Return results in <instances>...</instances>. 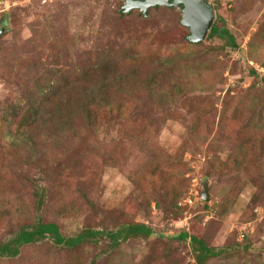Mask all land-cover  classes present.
Returning a JSON list of instances; mask_svg holds the SVG:
<instances>
[{
    "label": "rangeland",
    "instance_id": "374dc122",
    "mask_svg": "<svg viewBox=\"0 0 264 264\" xmlns=\"http://www.w3.org/2000/svg\"><path fill=\"white\" fill-rule=\"evenodd\" d=\"M209 3L237 47L190 44L176 6L0 0V243L52 231L0 264H200L184 232L220 253L204 264H264V0ZM47 69L68 84L74 140L24 112ZM97 94L113 107L89 128L74 98ZM131 223L154 232L115 244Z\"/></svg>",
    "mask_w": 264,
    "mask_h": 264
},
{
    "label": "trees",
    "instance_id": "16d2710c",
    "mask_svg": "<svg viewBox=\"0 0 264 264\" xmlns=\"http://www.w3.org/2000/svg\"><path fill=\"white\" fill-rule=\"evenodd\" d=\"M165 7H175V6H165ZM121 14H123V11H120ZM127 14V13H126ZM144 14V13H143ZM147 16V14H144ZM185 26V25H184ZM187 27V26H185ZM189 29V27H187ZM190 30V29H189ZM208 38H220L223 39L225 44L230 47H237L235 36L225 27V26H218L217 24L212 25L210 32L208 33ZM189 43L192 45H200V43H193L189 37L187 38ZM68 84H66L62 79V73L60 71H55L52 69H47V72L42 76V78H39L37 81H34V94L36 95L35 99H32L29 104L22 105L25 110V114L27 118H29L31 121H33L34 125L38 124H47L51 123L54 120H58L61 122H65V125H68V128L70 131L67 133V138L75 139L78 136V132L76 131L75 125L73 122H70L74 115V111L71 109L70 99L71 97L68 96L67 93ZM151 93H153L152 90H150ZM60 97V102H57L54 104L52 99ZM79 96L77 95L74 100L77 99L79 105L77 106L80 108V114L82 116V119H84L89 126V128H96L97 126V120H96V112L98 110L107 109L111 110L113 107V104L108 101H106V97L102 94H97L93 97V102L90 103H84L80 104L79 102ZM108 98V97H107ZM5 107H9L8 105H5ZM10 112L11 109L8 108ZM71 109V111H70ZM72 112V113H71ZM60 118V119H56ZM85 132L80 131V135H83ZM64 142H68L67 140H64ZM28 145L30 150H36V144L32 141V139H28L27 143H23V145ZM11 145L17 147V143L13 142ZM25 145V146H26ZM71 146H73L71 143H69L64 149L67 151ZM44 186V185H42ZM45 190V186L41 190ZM41 192H37L38 197H42L45 192H42L41 195H39ZM87 202V200H86ZM41 225L46 226L45 224H52L54 227V231H57V234H59V229L56 224L54 223H38ZM37 227V226H34ZM53 231V232H54ZM52 232V231H51ZM51 232H42L43 237H39V234L36 233L33 234V232L26 231V229L21 230L17 236L9 241L1 242L0 243V256H8V257H17L20 252V246L25 244H30L37 242L45 237V235H51ZM153 229L149 227L148 225L144 223H131L127 225L121 226L118 230H111L108 231L109 237L115 244H117L120 241L127 240L131 236H145L149 237L153 234ZM86 233V232H85ZM99 234H101L100 231L90 230L87 232L86 235L88 237H96ZM60 235V234H59ZM82 236L80 238H77L78 236ZM77 237L74 238H65L62 237L59 243L65 244L68 246H75L78 243H80L83 238L85 237V234H80ZM33 237V238H31ZM181 239H190V241L196 245L195 251H197V257L200 264H204L207 259L210 257H214L219 255V252H216L214 249L209 248L201 239H198L197 237L190 236L188 233L184 232L180 234ZM74 240V241H71ZM58 243V242H57Z\"/></svg>",
    "mask_w": 264,
    "mask_h": 264
},
{
    "label": "water",
    "instance_id": "95a60500",
    "mask_svg": "<svg viewBox=\"0 0 264 264\" xmlns=\"http://www.w3.org/2000/svg\"><path fill=\"white\" fill-rule=\"evenodd\" d=\"M124 11L139 9L147 14L151 7L176 6L182 10L181 22L189 27V39L193 43L203 42L215 20V11L209 0H125ZM208 183H203L201 197L203 201H209Z\"/></svg>",
    "mask_w": 264,
    "mask_h": 264
},
{
    "label": "built area",
    "instance_id": "2783aa9c",
    "mask_svg": "<svg viewBox=\"0 0 264 264\" xmlns=\"http://www.w3.org/2000/svg\"><path fill=\"white\" fill-rule=\"evenodd\" d=\"M189 203H191V200H187Z\"/></svg>",
    "mask_w": 264,
    "mask_h": 264
}]
</instances>
